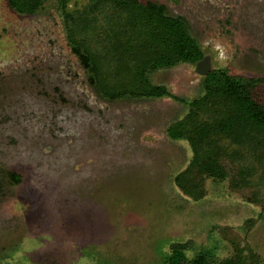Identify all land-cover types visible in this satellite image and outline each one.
<instances>
[{
    "label": "rangeland",
    "instance_id": "obj_1",
    "mask_svg": "<svg viewBox=\"0 0 264 264\" xmlns=\"http://www.w3.org/2000/svg\"><path fill=\"white\" fill-rule=\"evenodd\" d=\"M141 1L184 17L213 67L264 80V0ZM55 4L23 15L0 0V264H163L173 241L213 246L210 225L220 256L239 236L264 262V217L247 234L243 226L260 208L211 178L199 200L175 183L192 149L168 130L204 93L211 66L153 73L171 96L108 99L73 53ZM255 96L264 102V81Z\"/></svg>",
    "mask_w": 264,
    "mask_h": 264
},
{
    "label": "trees",
    "instance_id": "obj_2",
    "mask_svg": "<svg viewBox=\"0 0 264 264\" xmlns=\"http://www.w3.org/2000/svg\"><path fill=\"white\" fill-rule=\"evenodd\" d=\"M7 1L23 15L39 12L48 1L56 3L73 53L88 70L90 83L108 99L171 96L167 87L153 84L151 75L181 63L197 64L207 56L187 20L169 15L164 3L87 0L69 7L72 0ZM210 68L202 77L204 93L188 102L186 119L168 130L172 139L185 140L192 149L175 183L193 200L207 195V179L226 183L228 197L260 208L259 218H244L247 234L264 217V102L255 96L264 80L212 63ZM4 173L12 182L22 180L16 171ZM210 231L213 246L200 248L192 239L173 241L163 264H264L256 248L242 247L239 236L231 240L235 252L220 256L222 238L214 225ZM220 232L228 234V229L223 226Z\"/></svg>",
    "mask_w": 264,
    "mask_h": 264
},
{
    "label": "flooded vegetation",
    "instance_id": "obj_3",
    "mask_svg": "<svg viewBox=\"0 0 264 264\" xmlns=\"http://www.w3.org/2000/svg\"><path fill=\"white\" fill-rule=\"evenodd\" d=\"M9 4V3H8ZM10 7V6H9ZM11 8V7H10ZM13 10V9H12ZM14 11V10H13ZM17 13V12H16ZM38 13V12H37ZM36 14V13H35ZM25 15H27V14H25ZM200 63V65H203L204 67L205 66H208L209 65V63H210V65H211V60L208 58V57H204L201 61H199L197 64H199ZM196 64V65H197Z\"/></svg>",
    "mask_w": 264,
    "mask_h": 264
},
{
    "label": "water",
    "instance_id": "obj_4",
    "mask_svg": "<svg viewBox=\"0 0 264 264\" xmlns=\"http://www.w3.org/2000/svg\"><path fill=\"white\" fill-rule=\"evenodd\" d=\"M199 66H200V63L197 64V69H196L197 72H199V73H201V74H205V73L207 72V70L210 69L209 67H210L211 65H210V63H209L208 66H205V67H204L205 69H204V68H203V69H200Z\"/></svg>",
    "mask_w": 264,
    "mask_h": 264
}]
</instances>
